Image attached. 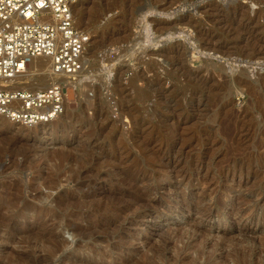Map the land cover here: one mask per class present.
<instances>
[{
    "label": "rangeland",
    "instance_id": "obj_1",
    "mask_svg": "<svg viewBox=\"0 0 264 264\" xmlns=\"http://www.w3.org/2000/svg\"><path fill=\"white\" fill-rule=\"evenodd\" d=\"M75 15L64 113L0 114V264H264V0Z\"/></svg>",
    "mask_w": 264,
    "mask_h": 264
},
{
    "label": "built area",
    "instance_id": "obj_2",
    "mask_svg": "<svg viewBox=\"0 0 264 264\" xmlns=\"http://www.w3.org/2000/svg\"><path fill=\"white\" fill-rule=\"evenodd\" d=\"M78 1L0 0V114L32 126L64 113V81L37 90H13L9 83L39 56L50 59L55 74L76 75L84 69L91 34L77 24Z\"/></svg>",
    "mask_w": 264,
    "mask_h": 264
},
{
    "label": "bare ground",
    "instance_id": "obj_3",
    "mask_svg": "<svg viewBox=\"0 0 264 264\" xmlns=\"http://www.w3.org/2000/svg\"><path fill=\"white\" fill-rule=\"evenodd\" d=\"M35 66L37 71L43 70L42 74L36 75L35 73L30 72V68ZM75 75H59L55 74L51 68V61L46 56H39L32 59L26 69V71L15 78L13 81H10L9 86L13 90H28L27 85L32 84L36 85L40 89L48 87L53 81L56 80H65L67 85L70 86L72 80L71 78ZM64 81V82H65ZM49 82V83H48ZM69 93V91H68ZM10 119V118H9ZM11 120V119H10ZM50 121H41V123H49Z\"/></svg>",
    "mask_w": 264,
    "mask_h": 264
},
{
    "label": "water",
    "instance_id": "obj_4",
    "mask_svg": "<svg viewBox=\"0 0 264 264\" xmlns=\"http://www.w3.org/2000/svg\"><path fill=\"white\" fill-rule=\"evenodd\" d=\"M145 4L144 5H142V6H140V7H138L137 9H136V12L138 13V12H140L142 9H144L145 8Z\"/></svg>",
    "mask_w": 264,
    "mask_h": 264
}]
</instances>
